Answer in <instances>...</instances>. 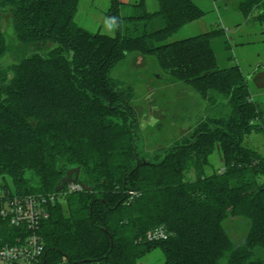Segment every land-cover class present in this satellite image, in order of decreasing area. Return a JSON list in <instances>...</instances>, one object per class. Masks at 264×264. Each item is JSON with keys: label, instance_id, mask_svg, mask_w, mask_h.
Returning a JSON list of instances; mask_svg holds the SVG:
<instances>
[{"label": "trees", "instance_id": "1", "mask_svg": "<svg viewBox=\"0 0 264 264\" xmlns=\"http://www.w3.org/2000/svg\"><path fill=\"white\" fill-rule=\"evenodd\" d=\"M81 1L0 0V182L15 195L55 197L40 232L47 264H141L155 251L164 264H264V155L246 145L264 138V105L239 66L219 68L214 42L226 31L166 44L206 12L194 0H158L157 12L142 1L122 19L140 35L94 34L76 23ZM224 1L264 22V0ZM130 54L155 58L205 105L156 161L139 158L135 90L112 77ZM214 154L223 169L208 175ZM77 168L91 190L57 193ZM158 230L169 239L149 241Z\"/></svg>", "mask_w": 264, "mask_h": 264}, {"label": "rangeland", "instance_id": "2", "mask_svg": "<svg viewBox=\"0 0 264 264\" xmlns=\"http://www.w3.org/2000/svg\"><path fill=\"white\" fill-rule=\"evenodd\" d=\"M116 1L120 3L118 8L114 0H82L76 23L80 28L94 34L101 33L115 37L120 28L137 36L141 34L143 28L137 31L136 22L122 19L138 16L141 13L138 5L142 1L148 12L154 13L159 10L158 0ZM194 2L206 12V16L186 25L166 44L199 36L213 28H223L226 37L214 42L219 68L239 66L248 79L253 99L264 105V22L245 18L235 8L234 3L224 0H194ZM120 19L119 24L117 21ZM161 26L163 22L158 21L150 27V30L159 29ZM2 30L10 41L13 32L9 15L2 16ZM51 47L48 46L45 52ZM13 63L14 59L11 56L3 60L6 66ZM112 77L135 90L134 105L140 119L137 144L141 161H156L154 158L158 151L178 140L176 138L187 135L189 128L194 127L205 110L201 97L185 84H172L171 79L159 68L155 58L130 54L127 60L114 70ZM152 112H155L153 116L155 120L152 119ZM223 112L228 115L229 109L224 108ZM184 127L187 129L185 130ZM246 145L264 155L262 135H252L246 140ZM221 169H223L221 156L214 154L210 159L207 174L211 175ZM190 178L193 179L194 175ZM233 235L238 238L237 233ZM164 262L163 254L155 251L145 257L141 264H164Z\"/></svg>", "mask_w": 264, "mask_h": 264}, {"label": "built area", "instance_id": "3", "mask_svg": "<svg viewBox=\"0 0 264 264\" xmlns=\"http://www.w3.org/2000/svg\"><path fill=\"white\" fill-rule=\"evenodd\" d=\"M79 184H69L63 191H83ZM62 191V192H63ZM55 197L12 193L0 182V264H47L46 248L40 234L50 218L47 210ZM151 242L169 239L167 233L154 231L147 235ZM54 264H101L100 262H71L66 256Z\"/></svg>", "mask_w": 264, "mask_h": 264}, {"label": "water", "instance_id": "4", "mask_svg": "<svg viewBox=\"0 0 264 264\" xmlns=\"http://www.w3.org/2000/svg\"><path fill=\"white\" fill-rule=\"evenodd\" d=\"M79 178H80V168L70 170L67 173V176L62 180L61 185L57 187L56 192L61 193L69 184H79L83 187L84 190L90 191L91 188L84 185Z\"/></svg>", "mask_w": 264, "mask_h": 264}, {"label": "crops", "instance_id": "5", "mask_svg": "<svg viewBox=\"0 0 264 264\" xmlns=\"http://www.w3.org/2000/svg\"><path fill=\"white\" fill-rule=\"evenodd\" d=\"M150 107H152V106H150ZM154 113H155V112H152V119H153V120H155L154 117H153V116H154Z\"/></svg>", "mask_w": 264, "mask_h": 264}]
</instances>
